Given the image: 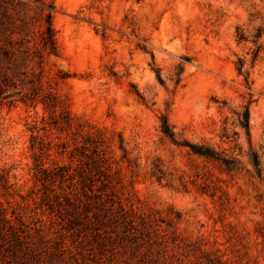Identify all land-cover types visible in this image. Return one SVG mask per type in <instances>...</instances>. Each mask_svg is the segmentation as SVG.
<instances>
[{
	"label": "rangeland",
	"instance_id": "1",
	"mask_svg": "<svg viewBox=\"0 0 264 264\" xmlns=\"http://www.w3.org/2000/svg\"><path fill=\"white\" fill-rule=\"evenodd\" d=\"M54 5L58 50L42 82L82 128L109 137L111 198L98 204L68 180L43 188L39 166L78 178L84 132L54 126L58 111L39 99L2 91L0 205L22 237L0 227V264H264V0ZM2 75L0 51L3 87ZM245 107L247 130L236 119Z\"/></svg>",
	"mask_w": 264,
	"mask_h": 264
},
{
	"label": "trees",
	"instance_id": "2",
	"mask_svg": "<svg viewBox=\"0 0 264 264\" xmlns=\"http://www.w3.org/2000/svg\"><path fill=\"white\" fill-rule=\"evenodd\" d=\"M55 5L54 0H3V46L0 51L3 54V87L0 80V93L3 91V98L9 96L13 87V93H19L20 98L32 102L36 99L51 112L58 111L59 117L52 120L54 126L59 128H70L75 125L78 131L84 133V144L80 151L85 157L82 168L78 172L77 179L68 167L56 165L52 169L39 166L38 180L43 188L49 189V184L57 181L62 183L68 180L66 185H72L76 189L77 185L83 196L93 195L97 198L98 204H104L111 197L107 195L106 187L112 186L111 161L107 155V143L109 137L99 129L82 128L83 124L74 116L69 115L64 102L59 98L55 88L46 80L42 82L43 62L46 56L57 54V42L55 29L52 24V15ZM258 34H255L252 41L255 42ZM239 39H244L242 33ZM259 44L255 46L253 55L258 51ZM243 61L239 60L237 69L241 71ZM181 66H177L176 73H179ZM158 80L161 77L155 73ZM19 84V86H17ZM53 118V117H52ZM238 125L247 130L248 108L245 107L236 113ZM161 131L172 137L173 133L166 121L162 118ZM118 148L124 150L121 141ZM195 153L206 158L221 160L228 167V159L218 156L216 152L207 146H192ZM251 164L254 170L260 174L261 168L256 154L252 153ZM76 181H75V180ZM99 180V184L96 181ZM111 190V188H110ZM110 192V191H109ZM64 194V193H63ZM101 194V195H100ZM104 195V197H102ZM108 196V197H107ZM67 197L66 199H68ZM119 211H124L121 200H117ZM0 227H5L16 240H20L21 233L17 232L9 218L0 205Z\"/></svg>",
	"mask_w": 264,
	"mask_h": 264
}]
</instances>
